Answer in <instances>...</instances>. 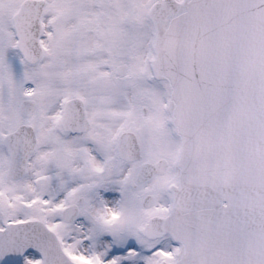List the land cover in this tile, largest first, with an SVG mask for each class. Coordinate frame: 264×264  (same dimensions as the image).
I'll return each mask as SVG.
<instances>
[{"label":"snow or ice","instance_id":"1","mask_svg":"<svg viewBox=\"0 0 264 264\" xmlns=\"http://www.w3.org/2000/svg\"><path fill=\"white\" fill-rule=\"evenodd\" d=\"M0 264H264V0H0Z\"/></svg>","mask_w":264,"mask_h":264}]
</instances>
